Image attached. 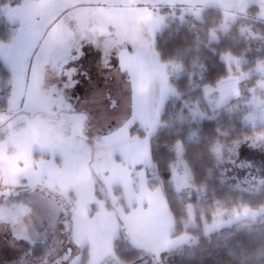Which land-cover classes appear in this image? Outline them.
<instances>
[{
  "label": "rangeland",
  "instance_id": "374dc122",
  "mask_svg": "<svg viewBox=\"0 0 264 264\" xmlns=\"http://www.w3.org/2000/svg\"><path fill=\"white\" fill-rule=\"evenodd\" d=\"M20 2L0 7L11 30L10 40L0 41L11 88L0 112V264H123L118 240L152 264H173L196 244L187 232L197 229L196 212L184 204V233L175 236L165 189L150 185L158 182L150 142L167 102L179 97L171 83L201 78L206 69L173 56L160 61L162 19L201 20L217 9L225 23L264 25V0ZM242 34L250 50L264 48V34L251 26ZM223 60L230 76L205 88L208 110L234 102L243 125L263 133L213 148L217 180L256 194L264 187V62L245 70L247 60ZM206 116L180 117L189 143L199 140L192 122ZM176 153L169 184L181 201L200 190L183 143ZM244 209L203 219V233L218 234L216 250L241 264L264 259V207Z\"/></svg>",
  "mask_w": 264,
  "mask_h": 264
},
{
  "label": "trees",
  "instance_id": "16d2710c",
  "mask_svg": "<svg viewBox=\"0 0 264 264\" xmlns=\"http://www.w3.org/2000/svg\"><path fill=\"white\" fill-rule=\"evenodd\" d=\"M20 1L11 0L13 4L21 3ZM5 2L6 0H0V7ZM5 22L0 14L1 42H7L11 38L10 27ZM161 24L155 46L160 61L164 64L169 63L173 56L178 60L199 62L206 69V74L201 78L185 76L171 83L179 97L171 98L167 102L161 117V126L150 142L152 160L158 177V182L152 181L150 185L161 184L165 189L169 208L176 221L175 236L184 233L182 221L187 218L185 205L193 204L196 212L197 229H187V232L196 236V244L186 249L173 264H241L224 252L216 250L218 234L217 232L204 234L203 219L211 223L217 214L228 216L231 212L245 211L244 208L258 211L264 207V187L259 193L252 194L220 184L211 151L218 144L242 143L254 133L260 134L263 131L261 127L253 129L244 126L241 117L231 110L234 102L215 112L208 110L204 90L207 87H215L230 76L229 66L223 60L224 56L247 60L249 63L243 67L245 70L254 67L258 62H264V48L250 50L242 34V30L249 26L255 33L264 34V25L248 19L235 24L225 23L223 13L217 9L206 11L201 20L163 18ZM253 81L250 80L247 85L254 86ZM10 91V75L0 62V112L7 110ZM198 112L202 114L205 112L207 116L192 122L191 126L197 131L199 140L189 143L188 125L183 124L180 117H187L188 120ZM0 120L2 123L3 118L0 117ZM179 143L185 146V160L200 190V193H194L190 199L184 193L181 194V201L169 184L171 166L176 160V146ZM117 192L121 195L119 190ZM120 200L122 205L125 204L124 198L120 197ZM114 250L116 257L123 264H152L149 257L143 258L142 252L136 250L127 240L116 241ZM244 264H264V259Z\"/></svg>",
  "mask_w": 264,
  "mask_h": 264
},
{
  "label": "snow or ice",
  "instance_id": "6c2138e0",
  "mask_svg": "<svg viewBox=\"0 0 264 264\" xmlns=\"http://www.w3.org/2000/svg\"><path fill=\"white\" fill-rule=\"evenodd\" d=\"M82 51H83V49H82ZM101 58H102V56H101ZM82 59V58H81ZM71 63V62H70ZM85 75H87V73H85ZM77 87H79V84H77Z\"/></svg>",
  "mask_w": 264,
  "mask_h": 264
}]
</instances>
